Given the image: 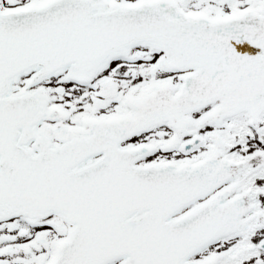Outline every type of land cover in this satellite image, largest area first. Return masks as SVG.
<instances>
[{"label":"snow or ice","instance_id":"obj_1","mask_svg":"<svg viewBox=\"0 0 264 264\" xmlns=\"http://www.w3.org/2000/svg\"><path fill=\"white\" fill-rule=\"evenodd\" d=\"M0 264H264V0H0Z\"/></svg>","mask_w":264,"mask_h":264}]
</instances>
